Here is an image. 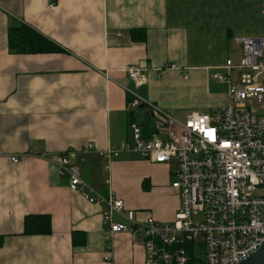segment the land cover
<instances>
[{
	"label": "crops",
	"instance_id": "obj_1",
	"mask_svg": "<svg viewBox=\"0 0 264 264\" xmlns=\"http://www.w3.org/2000/svg\"><path fill=\"white\" fill-rule=\"evenodd\" d=\"M263 6L264 0H0V264H144V250L129 234L104 241V208L71 191L52 160L70 153L86 183L103 196L111 191L143 219L121 178L127 163L99 155L128 140L134 114H141L139 124L147 116L127 109L122 86L135 87L124 67L140 70L137 92L161 113L178 110L170 99L176 82L177 93L189 98L179 107L186 114L224 106L227 85L211 76L226 60L238 61L236 39L264 37ZM20 23L61 50L10 53L7 30ZM132 30H144L145 40L133 41ZM152 183L153 217L170 222L179 200L166 183ZM27 215L49 216L50 235L23 236ZM74 232L84 234V245H72Z\"/></svg>",
	"mask_w": 264,
	"mask_h": 264
},
{
	"label": "built area",
	"instance_id": "obj_2",
	"mask_svg": "<svg viewBox=\"0 0 264 264\" xmlns=\"http://www.w3.org/2000/svg\"><path fill=\"white\" fill-rule=\"evenodd\" d=\"M235 43L240 47L238 61L226 60L222 72L211 76L227 85L224 106L187 113L183 123L166 117L165 129L153 125L149 136L133 120L127 141L99 153L109 160L134 153L152 164L175 162L171 188L179 204L172 221L160 223L147 215L137 219V212L126 210L111 191L99 194L82 179L70 153L52 160L71 191L104 208V241L129 234L143 248L144 264H239L264 246V37ZM124 72L135 87L122 86L130 99L127 109L160 115L137 92L140 70L125 66ZM10 161L19 159L12 156ZM110 184L107 179L105 185ZM104 260L110 262V255Z\"/></svg>",
	"mask_w": 264,
	"mask_h": 264
},
{
	"label": "rangeland",
	"instance_id": "obj_3",
	"mask_svg": "<svg viewBox=\"0 0 264 264\" xmlns=\"http://www.w3.org/2000/svg\"><path fill=\"white\" fill-rule=\"evenodd\" d=\"M236 74L237 73L234 72L233 76ZM180 87L181 85L178 82L170 85V91H171L170 99L172 104L175 105L178 108V110L173 111L171 109V111L163 112L160 115H158L155 120L153 119L154 126L156 127L157 130L165 129L163 121L166 119V117H169L179 123L184 122L186 113L183 112V110L179 109V107L185 106L189 102V98L185 95H180L177 93ZM204 112H210V110ZM134 117L135 120L137 121L141 118V114L140 117L134 114ZM139 121H141V119ZM120 160L127 163V165L123 167L124 168L123 172L121 171V178L123 179V181L129 184L128 197L136 201L138 204H140L141 207L139 208V210L143 212L141 214H145L147 216H151L152 218H154L153 210L157 205L155 203L156 194L152 191V188L154 186V183L152 182L155 178L159 180L161 184L166 183V187L170 189L172 194L174 196H177L178 198V194L176 190L171 188V183L175 178L173 174V171L175 170V162H172L171 164H162L164 165L165 169L160 170L157 168H153V166L150 165L152 163H150L148 160L134 153L122 154L120 155V157L112 161H120ZM144 179H148V181L150 180L151 182L150 190L148 189L145 190L141 187V182ZM122 185L124 187L125 183L123 182ZM158 222L166 223L161 221Z\"/></svg>",
	"mask_w": 264,
	"mask_h": 264
},
{
	"label": "trees",
	"instance_id": "obj_4",
	"mask_svg": "<svg viewBox=\"0 0 264 264\" xmlns=\"http://www.w3.org/2000/svg\"><path fill=\"white\" fill-rule=\"evenodd\" d=\"M131 39L135 42L144 41L146 34L144 30L130 31ZM7 47L12 54L18 55H38L53 54L61 49L50 42L43 35L36 32L30 26L20 23L11 25L7 30ZM130 99L128 98L127 102ZM152 117L147 115L144 122L140 125L143 128L145 136L153 132L151 128ZM144 135V134H143ZM148 181L143 180L142 188L147 190ZM51 233L50 218L47 215H27L23 219V236H46ZM4 243V237L0 236V247ZM85 243L84 234L81 232L72 233V245L74 247L82 246Z\"/></svg>",
	"mask_w": 264,
	"mask_h": 264
},
{
	"label": "water",
	"instance_id": "obj_5",
	"mask_svg": "<svg viewBox=\"0 0 264 264\" xmlns=\"http://www.w3.org/2000/svg\"><path fill=\"white\" fill-rule=\"evenodd\" d=\"M239 264H264V246L258 249L256 252L250 254Z\"/></svg>",
	"mask_w": 264,
	"mask_h": 264
}]
</instances>
